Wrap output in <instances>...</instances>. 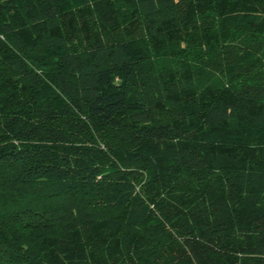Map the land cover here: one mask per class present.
Here are the masks:
<instances>
[{
	"label": "trees",
	"instance_id": "16d2710c",
	"mask_svg": "<svg viewBox=\"0 0 264 264\" xmlns=\"http://www.w3.org/2000/svg\"><path fill=\"white\" fill-rule=\"evenodd\" d=\"M0 264H264V0H0Z\"/></svg>",
	"mask_w": 264,
	"mask_h": 264
}]
</instances>
